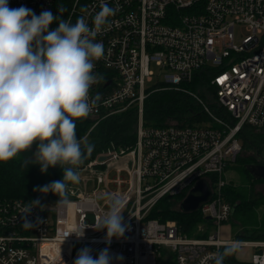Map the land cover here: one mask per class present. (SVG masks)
Instances as JSON below:
<instances>
[{
	"label": "built area",
	"instance_id": "1",
	"mask_svg": "<svg viewBox=\"0 0 264 264\" xmlns=\"http://www.w3.org/2000/svg\"><path fill=\"white\" fill-rule=\"evenodd\" d=\"M80 1L84 2L81 6ZM55 2L8 0V5L29 8L39 16L43 11L51 12ZM101 2L76 0L66 19L75 23L83 16L92 26ZM103 2L117 11L109 17L110 27L105 26L96 37L103 43L105 55L95 62L94 72L104 80L90 89V96L98 93L101 97L90 117L96 119V125L99 120L137 107L136 141L125 148L109 147L80 166V171H88L94 178V188L77 193L69 187L70 203H57L55 212L22 198H0V264H74L85 247L91 249L93 258L107 248L113 258L111 264H214L212 254L231 241L255 247L252 263L264 264V241L220 235L221 225L233 213L224 196L228 182L224 171L242 152L239 134L246 126L264 127V0ZM236 27L240 28L238 40ZM153 63L165 71L162 81L150 87L147 82L154 81ZM204 73L214 88L220 114L187 88L188 82ZM165 88L196 97L208 122L145 125V100ZM100 155L107 158L99 160ZM117 161L122 163L113 164ZM112 168L116 173L109 178ZM201 178L212 187V197L198 208L213 221L208 236L191 237L175 220L147 218L161 197L187 194ZM111 196L123 198L122 216L127 228L122 237L109 242L107 230L98 231L94 225L96 218L109 211ZM26 215L34 225L30 229L22 227ZM84 225V236L78 238L73 232ZM199 228L205 231L206 227ZM224 264H231L227 257Z\"/></svg>",
	"mask_w": 264,
	"mask_h": 264
},
{
	"label": "clouds",
	"instance_id": "2",
	"mask_svg": "<svg viewBox=\"0 0 264 264\" xmlns=\"http://www.w3.org/2000/svg\"><path fill=\"white\" fill-rule=\"evenodd\" d=\"M116 11L102 0L89 26L83 16L72 23L50 11L37 16L29 8H10L8 0H0V161L13 159L35 145L33 164L42 173L50 167L63 169L62 180L39 188L44 194L60 197L57 203L61 206L70 203L69 183L80 182L77 169L94 151L95 145L87 137L78 138L76 121L88 118L101 99L98 93L90 96L91 87L104 80L94 72L95 62L105 55L104 45L96 37L105 26L110 27L109 17ZM53 22L58 27L49 30ZM123 207L122 197L111 196L109 211L96 218L95 229H106L109 242L126 231ZM26 217L22 227L30 229L34 225ZM85 227L73 233L83 237ZM238 248V241L226 243L222 251L212 254L214 264H224ZM112 259L107 248L93 258L91 249L85 247L74 264H111Z\"/></svg>",
	"mask_w": 264,
	"mask_h": 264
},
{
	"label": "trees",
	"instance_id": "3",
	"mask_svg": "<svg viewBox=\"0 0 264 264\" xmlns=\"http://www.w3.org/2000/svg\"><path fill=\"white\" fill-rule=\"evenodd\" d=\"M76 0H56L51 13L54 16L62 15L66 19ZM80 1V6L83 5ZM59 8L63 11L60 13ZM58 27V23L53 22L49 30ZM209 79L206 73L197 75L188 82L187 87L196 93L201 99L209 104V107L222 113L217 103L214 101V88L208 85ZM213 98L207 97V92ZM208 115L204 112L202 104L196 97L183 91L174 89H159L153 92L144 104V124L147 126L163 125H200L208 122ZM96 119L90 116L86 119L76 121L77 136L90 137V143L94 144V151L87 156L84 166L89 161L95 159L99 154L105 152L109 147L118 148L132 146L136 141V125L138 122V109L131 106L126 110L115 113L105 119L99 120L94 125ZM214 125V123H212ZM264 127L262 129L246 126L239 134L243 141L242 152L238 155L233 167L238 168L242 173L251 177V185L248 188L242 187L234 180L227 182L224 187L225 200L229 202L233 213L228 221L232 226H237L236 238L246 241H264V194L254 190V184L258 179H254L248 170V165L258 161L264 165ZM36 146L28 152L18 154L15 158L0 161V198L12 199L22 198L29 201H53L60 197L48 192L44 194L39 188L50 184L53 181L63 179V169L59 166L50 167L47 173H42L38 164H33L32 154ZM186 191L177 195H165L151 208L147 218H157L160 221L175 220L181 230L191 237H206L211 233L213 221L207 216H203L200 210L186 213L180 209V203ZM179 207H178V205ZM227 221V222H228ZM232 221V222H231ZM203 225L205 231L200 230ZM231 261H235L233 255L229 256ZM235 264H249L239 263Z\"/></svg>",
	"mask_w": 264,
	"mask_h": 264
},
{
	"label": "rangeland",
	"instance_id": "4",
	"mask_svg": "<svg viewBox=\"0 0 264 264\" xmlns=\"http://www.w3.org/2000/svg\"><path fill=\"white\" fill-rule=\"evenodd\" d=\"M235 34H236V39L238 40L240 38V28L239 27H236ZM152 68L155 70V76H154V81L147 82V86H150V87H152V86L158 84V82L162 81V73H163V71H165V69L160 68L159 66H157L154 63L152 64ZM207 97L213 98V95L208 91ZM263 135H264V132H263ZM87 139L89 142L91 141L90 137H88ZM240 142L243 143L242 140H240ZM112 163L113 162H110L109 164L111 165ZM121 163L122 162L117 161V162H114L113 164H121ZM77 171H79V173H80V182L78 184L69 183V187L74 188L77 193H80V192L86 193L88 191H91L95 186V180L92 177V175L88 171H80L79 169H77ZM115 173H116V170L114 168H112L110 173H109V178H112ZM123 175H127V173L124 171ZM224 177L227 181L234 180L236 183H239L242 187L244 186L245 188H248L251 185V179L252 178L249 177L247 174L242 173L238 168L233 167L232 164H230L225 169ZM254 179H255V177H254ZM256 180H258V179H256ZM111 187L115 188V186L113 184L111 185ZM254 187H255L254 190L257 193H263L264 194V179L258 180V182L254 184ZM42 206L46 211L55 212L57 209V202L54 200L53 201H44V202L42 201ZM178 207H179V205H178ZM212 229H213V227L211 228V230ZM237 230H238V227L236 225L232 226L230 221L224 222L220 227V235L223 238H229V239L236 238Z\"/></svg>",
	"mask_w": 264,
	"mask_h": 264
},
{
	"label": "water",
	"instance_id": "5",
	"mask_svg": "<svg viewBox=\"0 0 264 264\" xmlns=\"http://www.w3.org/2000/svg\"><path fill=\"white\" fill-rule=\"evenodd\" d=\"M109 84V82L107 83ZM106 155H100L99 160L106 159ZM248 170L256 179H264V165L250 164ZM212 197V187L206 178H201L188 191L186 196L180 203V209L186 213H191L198 210L199 206L208 201ZM234 209V208H233Z\"/></svg>",
	"mask_w": 264,
	"mask_h": 264
},
{
	"label": "crops",
	"instance_id": "6",
	"mask_svg": "<svg viewBox=\"0 0 264 264\" xmlns=\"http://www.w3.org/2000/svg\"><path fill=\"white\" fill-rule=\"evenodd\" d=\"M255 251H256V248L252 247L250 244L241 245L239 246L238 251L233 254L235 261H231L229 259V256L227 257V260L231 264H235V262L253 264L251 258Z\"/></svg>",
	"mask_w": 264,
	"mask_h": 264
},
{
	"label": "flooded vegetation",
	"instance_id": "7",
	"mask_svg": "<svg viewBox=\"0 0 264 264\" xmlns=\"http://www.w3.org/2000/svg\"><path fill=\"white\" fill-rule=\"evenodd\" d=\"M252 164H261V163H259L258 161H255V162H253Z\"/></svg>",
	"mask_w": 264,
	"mask_h": 264
}]
</instances>
